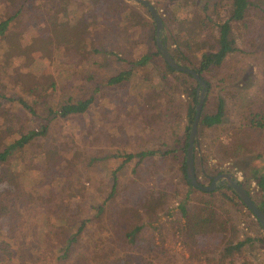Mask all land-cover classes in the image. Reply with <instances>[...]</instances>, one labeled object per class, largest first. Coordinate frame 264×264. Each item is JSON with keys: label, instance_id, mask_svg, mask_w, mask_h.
<instances>
[{"label": "rangeland", "instance_id": "obj_1", "mask_svg": "<svg viewBox=\"0 0 264 264\" xmlns=\"http://www.w3.org/2000/svg\"><path fill=\"white\" fill-rule=\"evenodd\" d=\"M119 1L91 0L83 11L80 6V13L85 12L90 20L96 15L113 14L106 23L98 22L97 27H92L91 43L87 48L72 46L70 27L74 15H62L63 22L58 13L52 12L51 17L45 14V4L49 0L27 3V10L11 25L8 42H0V150L22 133L42 131L49 119V109L58 110L67 102L94 97L84 114L49 119L44 135L37 136L1 165L0 174L8 181H0V193L20 190L28 194V198L21 199L16 215L0 214V245L6 243L12 253L9 256L0 250V264H66L56 258L59 248L77 231L84 218L94 217L96 208L112 190L114 171H118L120 180L125 182L133 177V169L140 160L137 157L126 163V155L166 151L183 137L189 101L188 84L183 74L169 72L163 61L154 57L152 64L136 67L129 80L121 84L108 83L110 77L128 69L127 62L156 51L151 38L153 18L147 7L140 2L122 0L131 19L132 16L138 19V14L145 18L143 26L125 31L118 25ZM146 1L159 13L171 20L176 18L179 25H184L187 17L194 13L201 15L205 3L210 4L211 11L218 5L216 9L225 17L232 0ZM7 2L0 0V21L8 18L12 9ZM253 2L255 8L246 20L233 25L238 51L231 54L222 68L208 76L213 89L206 93L205 110L213 111L221 97L225 100L226 115L222 124L204 132L199 150L200 156L207 159L208 173L225 170L223 173H233L239 181L249 176L254 168L264 166V130L252 136L245 129L238 136L236 128L243 104L253 97L264 99V0ZM110 8L115 13H110ZM52 22L57 28L55 33L48 31ZM186 27L181 26L180 33H176L182 45L190 38V29ZM216 37L217 34L211 37L214 42L209 48L217 46ZM92 48L103 50L88 53ZM231 140L245 143L249 156L238 159L231 155L232 151L227 154L222 145ZM231 147L233 150L235 144ZM179 167V160L161 154L139 164L141 173L145 174L142 182L146 189L161 190L166 185L162 179L171 176L177 178L180 189L151 223L146 215L149 220L145 221L137 245L126 242L124 236L128 225L133 223L125 207L130 205V211L146 212L140 202L133 199L132 194L137 197L136 188L127 199L122 191L124 195L117 197L118 203H108L107 207L119 208L118 223L104 217L89 222L74 248L75 256L69 261L109 264V257L115 256L125 258L121 264H210L200 253L197 254L199 258L192 259L178 235L175 221L181 219L179 201L186 193ZM201 181L210 185L204 179ZM7 201L8 197H3V202ZM230 207L234 209L242 238L247 235L256 238L261 229L254 216L245 209ZM112 223L118 226V236L114 234L116 228ZM47 225L53 229L52 233L46 229ZM80 253H87L89 261L80 260L76 256ZM131 258L135 259L134 263ZM234 264H264V244L255 241L247 256L240 257Z\"/></svg>", "mask_w": 264, "mask_h": 264}, {"label": "trees", "instance_id": "obj_2", "mask_svg": "<svg viewBox=\"0 0 264 264\" xmlns=\"http://www.w3.org/2000/svg\"><path fill=\"white\" fill-rule=\"evenodd\" d=\"M30 1L31 0H8L7 3L9 4L10 9H12L9 12L8 18L0 21L1 43L8 42V32L10 31L11 25L18 18V16H21V14L27 10V3ZM90 3L91 0H49V3L45 4V9H47L45 10V14L49 17L53 16L51 14L52 12L58 13L60 15V21L64 22V17H62V15L65 16L67 13L74 15L71 21L72 26L70 27V32L72 34V46L74 48L77 47L78 49H81V47L87 48V46H90V30L92 27H97L98 22L106 23L107 20L113 18V14H104L102 16L96 15L90 20L85 15V12L80 13L79 11L80 6L83 11V9H86L85 5ZM120 5H122V7ZM124 6H126V4L122 0L119 1L118 25L123 26L125 31H129V29H132L134 26H143L145 24V18L140 14H138V19L135 20L133 16L131 19V14H128L129 12L127 11V6L126 8H124ZM217 7L218 5H216L214 10L211 11L210 4L205 3L203 9L200 10L201 15L194 13L193 16L186 18L184 25H187L186 28L190 29V38L185 41L183 45L179 43L176 33L179 34L181 26L183 27L184 25H179L180 23L176 18L171 20L163 13H160L164 25L161 38L167 45L169 52L179 64L192 67L196 72H198L208 83V90L210 93L213 89V83L208 76H212L216 69L222 68L228 61L231 54L238 51L236 37L233 33V25L235 23L245 21L249 14L252 13L253 8H255V4L253 0H232L225 17H221L220 13L216 9ZM12 10L13 12H11ZM146 10L150 14L148 8H146ZM110 13H115L113 8H110ZM131 21H133V23H131ZM151 24L153 26V34L151 38L154 41L156 51L145 53L136 61L127 62L129 65L128 69H123L117 75L110 77L108 80L109 84H121L129 80L136 67H145L152 64L154 57H159L169 72L173 74L176 73V71L166 63L157 46L156 22L154 19L151 20ZM174 25L175 27H173ZM48 26L49 32L51 30L54 33L56 32L57 28L54 22ZM215 31L217 34V37L215 38L217 46L215 48H209L208 46L214 42L211 37L216 35ZM11 50L12 48H10L9 51ZM102 50L103 48H92L91 50L89 49L88 53H100ZM180 74H183L185 77V81L188 84L187 92L189 94L186 115L187 123L181 141L178 142L175 147L167 149L166 151L150 150L141 151L136 154H127L125 159L126 163L137 157L140 160L133 169L132 176L134 178H128L129 180L125 182L124 180H120L118 171H114L112 190L105 198L104 203L96 208L97 212L94 217L84 218L77 231L69 235L65 239L64 243H62L58 250L59 253L56 256L59 261H65L66 264H76V262L69 260L75 256L74 248L79 244V238L87 230L89 222H93L94 219L104 217L108 218L110 222L118 223L119 208L110 206L107 207L108 203H118L117 197H119V195H124L121 194L122 191L127 194L123 196L127 199L130 193H133V190L136 188L138 189V198H135V195L132 194L133 199L134 201L138 200L142 207L146 209V212L142 213L141 209L130 211V205L125 207V210H127L128 214L133 218V223L128 225V229L125 231L124 236L126 242L129 244H138V240H141V231L144 229L146 224L145 221L150 219L148 222L151 223L154 216L179 193L180 189V183L177 182V178L174 176L169 177L167 180L162 179L166 185H163L162 189L159 191H157L156 188H153L151 191L150 188L149 190L146 189L147 187L142 182L145 180V174L141 173L139 164L145 163V159L154 157L158 154L175 161L179 160V170L181 172L182 179L181 182L185 187L183 188L186 189V193L179 201L181 219H177L175 223H177L178 235L182 239V243L188 247L190 257L192 259L199 258L197 257V254L200 253L205 256L204 260L210 264H234L240 257L247 256L249 247L252 246L255 241H259L264 244V228L255 217L254 220L259 225L261 232L256 238H253L250 235H247L246 238H242L240 226L237 223L233 212L234 209H231L230 205L237 207L239 210L245 209L250 215L253 214L242 202L234 189L228 187L226 184H219L216 190L212 192H205L194 187L188 179L186 172L188 139L190 136L191 126L196 115V105L199 100V83L191 75L182 72H180ZM93 100L94 97H90L76 102H67L58 110L51 108L49 109V119L58 115L65 118L72 114H84L91 107ZM19 101L32 111V108L24 100L20 99ZM245 103L243 104L240 113H238L239 119L236 125L237 135L239 136V133L248 129L249 133L252 136H255L264 130V99L253 97L249 103ZM206 106H204L200 118L198 137L195 142L194 158L196 177L198 181L202 182L201 179H204L211 184L213 179L225 170L218 169L215 174L208 173L205 167L207 159L204 156H200L199 153V150L202 147L201 136L205 131L223 123L226 115V104L225 100L219 97L213 111H206ZM34 116L39 118L36 114ZM49 119H46V124H43L42 131H28L24 134L22 133L19 138L6 143L3 149L0 150V167L3 163H6L9 158L14 157L16 153H19V151H22L26 146L30 145L37 136L44 135L48 129ZM233 144H235V147L233 150H230L232 149L231 145ZM222 148L229 155L230 151H232L231 155L233 157L236 155L235 157L238 159L249 156L246 153L247 149L245 143L241 141L237 144L236 140H231L229 144L222 145ZM155 164L158 165V163ZM263 168L264 166L254 168L249 176L243 178V180H240L239 182L248 191L253 201L264 213ZM201 175L202 178H200ZM2 176L0 174L1 182L8 181L6 176ZM163 176L164 178L167 177L166 174ZM143 188H145V190H143ZM0 196L2 197V201L0 203V214L3 215H6L7 213L16 215L19 211L18 207L21 199H25V197L28 198V194L20 190L14 193H0ZM10 196L12 197V200H9ZM3 197L5 199L8 197V201L6 203L3 202ZM109 210H111L115 215L111 214ZM146 215L149 216V219L147 220ZM114 225L115 224L112 223L111 226L116 228L114 230V234L118 236V226L115 227ZM46 229H49L50 233L53 231L50 225H47ZM113 238L115 239V237ZM116 239H118V237H116ZM152 241H154V237H152ZM0 250H2L5 254L8 253L9 256L12 254L8 251L6 243L4 245L1 243ZM76 256L85 262L89 261L87 253H80ZM124 260L125 258L123 257L112 256L109 257L108 261L109 264H121ZM131 260L132 263L135 262V259L131 258ZM85 264L90 263L87 262ZM126 264L131 263L128 262Z\"/></svg>", "mask_w": 264, "mask_h": 264}, {"label": "water", "instance_id": "obj_3", "mask_svg": "<svg viewBox=\"0 0 264 264\" xmlns=\"http://www.w3.org/2000/svg\"><path fill=\"white\" fill-rule=\"evenodd\" d=\"M136 1L142 3L145 7L148 8L150 14L154 21L156 22V42L157 46L161 52L162 57L166 61V63L175 71L186 73L194 77L199 83V100L196 105V115L194 122L191 126L190 136L188 139V149H187V161H186V172L190 183L199 190L205 192H212L217 189L219 184H226L228 187L235 190V192L239 195L242 202L247 206V208L252 212L253 216L259 220L262 227L264 228V213L258 207V205L253 201L248 191L241 185L239 180L235 177L233 173L226 172L217 175L210 185H204L200 183L196 177L195 171V158H194V150H195V142L198 137L199 123L201 114L203 111V107L205 104L206 93L208 91V83L206 80L193 68L188 66H183L179 64L171 55L168 50L167 45L163 42L161 38V33L164 29L163 20L160 16V13L149 1L146 0H129Z\"/></svg>", "mask_w": 264, "mask_h": 264}]
</instances>
